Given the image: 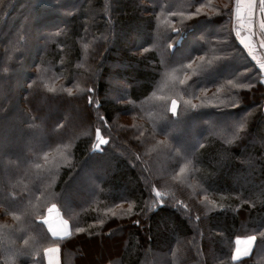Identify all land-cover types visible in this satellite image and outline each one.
<instances>
[{"label":"rangeland","instance_id":"rangeland-1","mask_svg":"<svg viewBox=\"0 0 264 264\" xmlns=\"http://www.w3.org/2000/svg\"><path fill=\"white\" fill-rule=\"evenodd\" d=\"M16 1L3 0L0 11L13 9ZM21 1V8L0 24V37L5 41L0 44V62L9 63L7 70L3 62L0 68V242L4 253L15 256L24 249L33 251L35 258L47 264L45 250L57 245L60 264V246L66 247L68 237L84 229L81 212L60 206L55 188L63 167L72 163L78 141H88L90 151L99 152L112 144L111 132L119 136L117 131L132 128L150 160L149 167L163 184L178 177L183 186L174 183V187L188 188L207 201L209 208L215 202L206 193H214L215 188L203 182L204 167H194L190 158L194 141L204 145L211 136L227 144L251 138L249 143L264 151L263 92L254 89L255 99L249 98V104L257 105L252 108L243 110L248 103L242 102L243 90L259 83L264 86L260 0H254L251 24L243 19L249 0L240 2L241 19L234 14L237 0ZM136 6L137 14L120 12L123 8L132 12ZM72 37L81 49L73 71L70 59L58 57L64 49H72ZM242 38L249 43L248 48L241 43ZM37 52L41 53L38 57ZM189 62H193L191 69L187 68ZM148 66H154L152 72L158 73L154 85L147 93L132 92L128 80L142 67V81L135 80L137 85L146 83ZM98 78L105 81L102 92L96 89ZM87 81L89 86H84ZM72 93L87 101L89 114L81 103L61 100ZM31 97L34 105L29 103ZM173 101L177 102L175 113ZM104 103L116 106L112 120L103 116ZM260 106V128L251 136L248 120ZM100 139L106 142L101 145ZM98 160L86 159L68 181L66 202L81 204L96 195V180L109 169L108 163ZM238 178V188L247 184ZM5 188L11 193H5ZM45 220L49 223H43ZM63 221H67V235ZM50 227L59 235L53 236ZM250 231L233 238L230 248L235 250L237 241L245 242L247 253L252 245L246 242ZM106 243L82 241L84 249L77 263L94 264L107 253L112 255L111 245ZM257 253L256 258L263 256V251ZM242 255L235 252L234 256L233 251L229 261ZM162 256L158 253L157 260ZM16 262L20 261L16 258Z\"/></svg>","mask_w":264,"mask_h":264},{"label":"trees","instance_id":"trees-1","mask_svg":"<svg viewBox=\"0 0 264 264\" xmlns=\"http://www.w3.org/2000/svg\"><path fill=\"white\" fill-rule=\"evenodd\" d=\"M21 2L24 3L21 0L16 1L17 5L13 9H1V25L8 22L17 8H21ZM138 11L137 6L132 12L126 8L120 10L127 16L131 13L137 14ZM128 24L127 22L126 25ZM232 39L236 42L237 38L233 35ZM70 42L72 49L71 46L64 49L61 54L59 52L58 57L61 55L62 59H70L69 68L74 70V60L80 58L81 49L73 37ZM0 44H5L1 37ZM69 50H71L70 54ZM71 52L75 53L76 57L72 56ZM40 55V52L36 53V57ZM6 62L7 60H4L3 65ZM8 64L4 65V69H8ZM156 67H159V64ZM137 68L140 72L128 80L131 91L147 93L154 85L158 73L152 72L156 70L154 66H148L149 80L143 84L140 82L142 81L140 74L145 73L142 71L144 69ZM93 73L96 74V71ZM89 77L92 78V73ZM135 79L140 80V84L137 85ZM87 82L83 83L84 86H89V81ZM78 84L82 85V83ZM96 89L99 92L105 89V81L101 78L96 80ZM254 89L263 92L260 95L264 96V86L260 83L253 88L243 90L242 102L248 103L244 105L243 110L257 105V103L249 104V98L255 99ZM75 95L77 93L65 95V99L61 100L74 105L81 103L89 114L87 101ZM35 96L40 99V95ZM32 100L31 97L29 103ZM256 100L260 102L262 98L258 97ZM102 108L103 116L107 120H112L116 106L112 103H104ZM260 109L261 106L255 112V116L248 120L249 130L253 131L251 136L260 128V120L263 117ZM117 133L119 136L111 132L114 135L112 144L109 145L110 147L105 146L99 152H91L88 141L84 143L78 141L75 149L73 148L72 153L76 152V154L71 159V165L63 167L58 177L55 186L58 192L57 203L62 207L64 204L68 205L71 209L81 212L79 213L83 222L81 226L84 227L82 231L68 237L66 247L60 246L62 257L60 264L69 262L78 264L77 259L84 249L82 241L87 240L92 245L93 241L107 242L105 245L110 244L113 250L111 252H114L112 255L107 253L104 260L94 264H114L115 261L119 264H264V151L259 145H251L249 143L251 138L243 139L239 143L227 144L212 140L211 136L204 145H198V141H194V154L190 157L194 167L200 169L204 167V171H201L204 175L203 182L205 180L211 189L215 188L214 193L210 190L206 194L217 207L209 208L206 206L209 204L207 201L190 192L188 188L174 187V183L177 186L182 185L178 177L171 181V184L169 181L163 184L159 174L154 168L149 167L150 160L145 157L144 148L139 143L140 138L136 131L124 127ZM180 151L183 154L187 153L182 149ZM86 159L96 161L99 159L98 161L103 164L106 162L109 164V169L104 171L99 181L96 180L98 192L95 196L81 204L79 202L69 204L64 197L68 181L79 172ZM238 177L244 179L247 184L238 188L236 186L240 184L236 181ZM4 192L11 193L8 188H5ZM93 221L95 223L91 224ZM33 224H36V221H33ZM247 230H252L248 235L256 237L251 252L238 259L232 257V261H229L231 252L233 254L234 251V248L233 250L230 248L232 244L230 241H235L233 238ZM221 243L224 245L221 246ZM260 250L263 251V256L256 258ZM31 252L32 254L24 249L13 256L3 252L0 242V264H43L41 258H35V253ZM158 253L163 254L160 261L156 257ZM16 258L21 263L16 262ZM92 258L90 256V259Z\"/></svg>","mask_w":264,"mask_h":264},{"label":"snow or ice","instance_id":"snow-or-ice-1","mask_svg":"<svg viewBox=\"0 0 264 264\" xmlns=\"http://www.w3.org/2000/svg\"><path fill=\"white\" fill-rule=\"evenodd\" d=\"M240 2L241 0H237V6H236V9L234 10V14L236 16L237 19H241V13H240ZM256 8V5H255V2L254 0H249V2L247 3V12L246 14L243 16V19L247 20L249 24L253 23V13H254V10ZM259 9H260V12L262 14H264V0H260V5H259ZM197 12L199 13L200 12V9H197ZM261 29H264V23H261L260 25ZM236 35L238 37H240V32L237 31L236 32ZM250 39V37H249ZM241 43L244 44L245 48H248L249 47V43L245 40V39H241ZM169 47H172V45H170ZM260 47L261 48H264V40L260 41ZM201 60H203V57H200ZM193 67V62H189L187 64V68L188 69H191ZM262 68H264V65H261ZM181 83H184V81H181ZM69 92H71V90L69 89L68 90ZM193 107H196L195 105H193ZM177 110V102L176 101H173L172 102V111L173 113H175ZM97 135H99V132L97 133ZM106 141H104L103 139H100L99 140V143L102 145L104 144ZM49 211H53V209H49ZM43 223H49L47 220L43 221ZM63 227L65 229V232H66V235L68 234L67 233V221H63ZM51 232H52V235L53 236H58V232L55 230V229H52L50 227L49 229ZM78 231H82V229H78ZM61 239H63L64 237H60ZM256 239L255 236H252V237H249L248 238V241L249 243H252L254 242ZM237 243H239V241H237ZM237 253L239 252V248L236 249Z\"/></svg>","mask_w":264,"mask_h":264},{"label":"crops","instance_id":"crops-1","mask_svg":"<svg viewBox=\"0 0 264 264\" xmlns=\"http://www.w3.org/2000/svg\"><path fill=\"white\" fill-rule=\"evenodd\" d=\"M250 237H252V236H250ZM246 242H247V244L249 246L250 245L249 241L247 240ZM251 244H252L251 247H249L250 250H248V252L245 253L246 252L245 248L247 246L246 243L245 242H240L239 244L236 243V247H235V250H234V256H235V252H237L236 251L237 248H239V252L238 253H242V252L244 253V255H242V257L248 255L250 253V251H251V248L253 247V242ZM238 258H240V257H236V259H238ZM45 260H46L47 264H59L60 249H59V247L57 245L49 247V248H47L45 250Z\"/></svg>","mask_w":264,"mask_h":264}]
</instances>
